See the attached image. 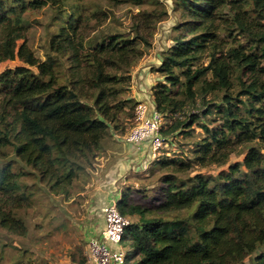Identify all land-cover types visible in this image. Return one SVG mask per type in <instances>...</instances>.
Instances as JSON below:
<instances>
[{"label":"trees","instance_id":"trees-1","mask_svg":"<svg viewBox=\"0 0 264 264\" xmlns=\"http://www.w3.org/2000/svg\"><path fill=\"white\" fill-rule=\"evenodd\" d=\"M70 1L0 0V63H23L0 73V226L21 236L27 226L18 212L29 205L31 193L20 176L31 170L37 190L72 198L111 132L123 127V119L133 122L138 102L126 96L131 70L151 45L156 22L167 16L159 10L140 12L133 18L132 36L93 42L82 0ZM173 4L177 34L158 69L164 81L152 88L155 108L165 117L183 113L198 97L208 103L201 115L177 120L168 131L163 127L170 134L179 126L200 125L205 137L194 159L165 157L159 166H222L236 148L253 145L242 163L218 175L165 173L150 197L125 187L117 206L131 224L122 247L128 264H244L248 259L264 264V0ZM46 6L55 11L58 28L42 60L28 44L24 16ZM217 26L230 39L222 54ZM206 53L208 64L197 65ZM214 113L218 125L201 123L203 115ZM71 260L87 264L82 249L73 251Z\"/></svg>","mask_w":264,"mask_h":264},{"label":"rangeland","instance_id":"rangeland-1","mask_svg":"<svg viewBox=\"0 0 264 264\" xmlns=\"http://www.w3.org/2000/svg\"><path fill=\"white\" fill-rule=\"evenodd\" d=\"M70 2L72 3L73 0ZM173 2L174 0H155L154 3L148 2L137 6L132 3L116 5L110 0H82L86 9L85 16L90 20L89 24L92 27L90 39L93 42L101 41L110 35L132 36L133 18L140 12L159 10L167 13V16H161V19L156 22L151 45L144 48L143 57L131 70V87L126 94L129 98L134 94H141L146 100H152V88L164 81V75L158 69L162 64L163 56L174 45L173 37L177 34V29H175L177 15L172 12ZM54 14L55 11L52 7L46 6L38 10H30L24 16L28 28V44L36 56L42 60L46 58L49 40L58 28L53 22ZM214 29L218 35V52L222 54L226 51L230 39L226 32H223L218 26ZM207 64L208 55L206 53L202 55L197 65L206 66ZM19 65H23L19 59L0 63V73ZM208 78L211 79L210 76ZM131 99L135 100L132 97ZM210 99L211 97L208 96L207 101ZM206 104L203 99L198 97L196 105L186 108L183 113L165 116L164 130L168 131L169 128H174L177 120L186 121L190 114L201 115L202 111L206 109ZM218 119L215 113L207 117L203 115L201 123L215 126L220 123ZM122 125L123 127L120 126L119 131H112L104 141L102 150L94 164L76 182L72 190V198L65 199L62 195H51L55 199L51 201L52 198L45 190H37L36 176L31 170H26L20 176L21 182L27 186V191L31 193L29 205L25 204L18 212V215L25 221L27 233L23 236L17 235L0 226V264H75L71 260V254L77 249H82L87 259V243L90 240L87 229L90 225L81 222L83 215L80 213L89 204L87 186L91 182L92 176L98 175L95 172L92 173L91 170L97 168L95 166L100 163L99 159L102 156H106L109 151L118 150L115 146L117 142L114 139L124 137L125 132L134 125V121L128 122L123 119ZM163 133L165 132L163 131ZM163 135L166 136L167 142L153 165L131 179L137 189L149 197L153 194L152 191L157 189L160 179L165 173H173L179 178L192 177L199 173L218 175L227 171L229 165L242 163L249 147L253 145L248 144L236 148L226 165L193 164L188 170H182L181 167L162 169L158 162L165 157L181 158L186 162L192 161L196 145L205 137V132L198 123H195L190 127L179 126L170 134ZM4 152L6 155H11L9 150ZM3 154L0 153V155ZM156 163L157 166H155ZM81 192L84 195L78 196ZM142 194H137L136 197L140 198ZM170 216L173 217L174 214L168 215V217ZM129 261L127 253V264ZM244 264H250V259Z\"/></svg>","mask_w":264,"mask_h":264},{"label":"crops","instance_id":"crops-1","mask_svg":"<svg viewBox=\"0 0 264 264\" xmlns=\"http://www.w3.org/2000/svg\"><path fill=\"white\" fill-rule=\"evenodd\" d=\"M137 102L146 101L155 106L153 99L146 100L144 95L131 96ZM116 151H109L106 156L99 159L97 168L91 170L98 175L92 176L87 186L89 204L82 209V221L90 225L87 229L89 239L100 238L105 225L104 208L113 201L120 199L123 189L127 186L137 188L131 182L133 176L141 174L153 165L155 159L151 155L148 143L140 145L127 144L123 137L114 139ZM91 173V174H92ZM81 192L78 196H83ZM76 264V263H75ZM87 264H90L87 262Z\"/></svg>","mask_w":264,"mask_h":264},{"label":"built area","instance_id":"built-area-1","mask_svg":"<svg viewBox=\"0 0 264 264\" xmlns=\"http://www.w3.org/2000/svg\"><path fill=\"white\" fill-rule=\"evenodd\" d=\"M164 115L146 101L138 102L134 112V125L123 139L127 144L148 143L151 155L158 157L167 142L163 135ZM105 225L100 238L87 243V261L90 264H127V251L122 247L125 230L131 224L117 206V201L104 208Z\"/></svg>","mask_w":264,"mask_h":264}]
</instances>
